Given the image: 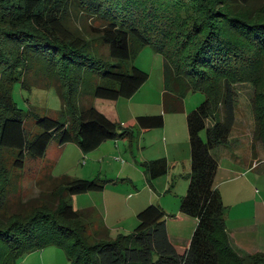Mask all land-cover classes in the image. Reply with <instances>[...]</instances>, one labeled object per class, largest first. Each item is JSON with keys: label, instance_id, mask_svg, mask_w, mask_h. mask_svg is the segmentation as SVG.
Instances as JSON below:
<instances>
[{"label": "trees", "instance_id": "trees-1", "mask_svg": "<svg viewBox=\"0 0 264 264\" xmlns=\"http://www.w3.org/2000/svg\"><path fill=\"white\" fill-rule=\"evenodd\" d=\"M237 1L245 6L253 0ZM146 45L167 59L165 113L182 108L167 99L172 86L205 96L187 115L191 171L180 211L197 224L182 252L157 204L141 209L133 231L113 240L95 209L80 213L71 203L72 196L102 190L108 181L53 177L45 167L44 181L56 185V205L41 198L15 205L14 175L4 167L9 154L12 167L23 171L28 159H43L54 140L60 146L75 142L86 154L129 136L131 128L119 133L117 122L80 103L83 96L131 98L150 76L132 65ZM263 62L264 17L224 0H0V208L12 213L0 221V264L50 245L65 249L73 264H264V253L233 247L227 207L215 185L214 152L230 145L237 106L232 81H249L246 76ZM17 82L55 88L65 119L19 108L11 92ZM253 109L255 152L257 145L264 148V89L255 94ZM164 124L162 113L136 117L142 130ZM143 165L151 178L168 170L164 159Z\"/></svg>", "mask_w": 264, "mask_h": 264}, {"label": "rangeland", "instance_id": "rangeland-1", "mask_svg": "<svg viewBox=\"0 0 264 264\" xmlns=\"http://www.w3.org/2000/svg\"><path fill=\"white\" fill-rule=\"evenodd\" d=\"M224 1L234 4L237 9L261 13L264 17V0H253L245 6L237 0ZM133 62L132 65L150 76L131 98L107 100L83 96L80 103L82 107L94 106L117 122L119 133L131 128L130 135L109 139L86 154L75 142L60 146L54 140L46 156L41 160L28 159L23 171L12 167V157L8 154L4 167L14 175L13 184L17 188L13 193L15 198L10 195L11 201L17 205L19 201L21 204L41 198L42 203L56 205V185L44 181L45 167L53 177L100 178L108 181L102 190L71 197L76 211L84 213L95 209L103 218L109 237L116 240L131 233L137 226L139 210L150 203L157 204L167 213L169 234L175 240L176 248L182 251L187 248L195 229L194 219L180 211L181 198L187 192L191 171L187 115L204 101L205 96L201 91L178 90L171 85L167 99L169 102L170 99L180 102L182 108L180 112L165 113L166 57L146 45ZM246 78L249 81H232L237 93L236 120L228 148L214 150L219 159L215 185L227 207L226 228L235 239L233 247L243 250L239 243L246 241L245 245L255 254V251L264 253V212L260 209L261 206L264 208V148L257 145V150L253 152L251 142L256 126L253 102L255 94L264 89V62ZM11 92L14 102L23 111L32 110L40 115L65 119L61 114L62 101L55 88L45 89L35 84L28 87L17 82ZM161 113L165 117L163 127L142 130L136 125L139 115ZM202 135L205 137V132ZM159 159L168 162V170L157 178H151L146 174L143 163ZM3 211L0 208L3 215L0 221L4 223L9 217L7 214L12 213ZM67 255L65 249L50 245L20 252L12 264H73Z\"/></svg>", "mask_w": 264, "mask_h": 264}, {"label": "crops", "instance_id": "crops-1", "mask_svg": "<svg viewBox=\"0 0 264 264\" xmlns=\"http://www.w3.org/2000/svg\"><path fill=\"white\" fill-rule=\"evenodd\" d=\"M143 209V208H142ZM260 209H261V211H263L264 212V208L261 206L260 207ZM132 210H133V212H134V208H132ZM136 211H138V209H136ZM140 211V210H139ZM138 211V212H139ZM97 212V211H96ZM98 213V212H97ZM137 216V215H136ZM193 221H195V227H196V224H197V221L194 219ZM167 225V224H166ZM167 228H168V226H167ZM168 230H170L169 228H168ZM195 230V229H194ZM171 231V230H170ZM194 232V231H193ZM229 233V232H228ZM229 236H230V239H231V241H232V243L234 242V238L230 235V233H229ZM170 238H171V240H172V242L173 243H175V240L170 236ZM246 241H244V242H241V243H239V245L242 247V249L243 250H241V249H237V250H239V251H241L242 253H247V254H254V250L253 249H249L246 245ZM189 245V241H188V244H187V246ZM185 250V249H184ZM184 250H182V251H184ZM178 251H179V249H178ZM182 251H179V252H182ZM255 253H258V251H255Z\"/></svg>", "mask_w": 264, "mask_h": 264}]
</instances>
